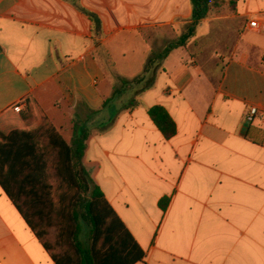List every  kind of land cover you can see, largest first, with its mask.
<instances>
[{"label": "crops", "instance_id": "1", "mask_svg": "<svg viewBox=\"0 0 264 264\" xmlns=\"http://www.w3.org/2000/svg\"><path fill=\"white\" fill-rule=\"evenodd\" d=\"M256 13L264 0H239L233 16L200 24H240L208 69L190 46L211 33L178 46L191 0H0V175L22 182L12 171L31 162L46 123L68 144L86 136L90 189L130 235L115 226L98 242L114 264H264V118L248 120L264 111V35L245 29ZM169 28L176 42L154 51L148 34L164 43ZM28 97L41 114L23 113ZM156 106L177 126L171 139L149 116ZM79 240L92 247L86 220ZM0 264H56L1 185Z\"/></svg>", "mask_w": 264, "mask_h": 264}, {"label": "trees", "instance_id": "2", "mask_svg": "<svg viewBox=\"0 0 264 264\" xmlns=\"http://www.w3.org/2000/svg\"><path fill=\"white\" fill-rule=\"evenodd\" d=\"M224 4V0H191V23L180 37L178 46H186L196 36L200 24ZM84 12L100 27L95 15ZM25 102L26 110L23 113H42L32 97ZM8 113L15 112L12 109ZM149 116L167 140L176 135L177 126L165 108L153 107L149 110ZM44 132L42 144L29 150L33 156L31 162L21 170L12 171L13 175L21 176L22 182L8 183L0 175V185L56 264H114L115 250L100 252L98 242L105 236V244L110 243L118 233L117 228L130 235L108 206L102 192L98 188L90 189V177L83 165L87 137L68 144L47 123ZM88 193L90 199H86ZM166 203L167 200L162 202L164 208ZM111 218L114 221L109 223ZM82 220H86L92 228V247L89 250L84 249L79 240ZM52 230L56 234L54 245L50 244ZM54 246L69 249L60 257L53 252ZM136 259L126 264H133Z\"/></svg>", "mask_w": 264, "mask_h": 264}, {"label": "rangeland", "instance_id": "3", "mask_svg": "<svg viewBox=\"0 0 264 264\" xmlns=\"http://www.w3.org/2000/svg\"><path fill=\"white\" fill-rule=\"evenodd\" d=\"M225 4L213 11V13L217 15L223 16H233L237 12V7L239 5V0H224ZM243 23H245V19L243 18ZM232 22V23H231ZM231 22H221L217 23L210 28L208 24L198 28L197 33L198 35H203L206 33H211L207 36H202L199 39H194L192 45L190 46V50L192 51L193 55L196 57L198 61L203 64L207 65L208 69H212L218 63L220 64L221 60L229 56L231 51L233 50L237 39H238V32L240 28L239 21L235 23V21ZM185 32V29L179 27L178 33L180 36ZM149 33H153L150 31ZM165 40L164 43H160L159 41H155V37L150 36L148 34L149 43L151 47L155 50H162L163 46L165 47L167 44V39L169 38L168 42H176V32L171 28L165 29L162 32ZM179 48V47H178ZM111 75L114 76L112 73ZM52 235L50 236V244L54 245L56 242V234L54 231H51ZM69 248L66 247L64 249H59V246H54L53 252L60 257L67 252Z\"/></svg>", "mask_w": 264, "mask_h": 264}, {"label": "built area", "instance_id": "4", "mask_svg": "<svg viewBox=\"0 0 264 264\" xmlns=\"http://www.w3.org/2000/svg\"><path fill=\"white\" fill-rule=\"evenodd\" d=\"M245 29L250 32L264 35V13L249 15L246 20ZM14 110L16 113H21L23 111V106L18 105ZM256 117L264 118V111L253 107L248 114V120L250 121Z\"/></svg>", "mask_w": 264, "mask_h": 264}]
</instances>
